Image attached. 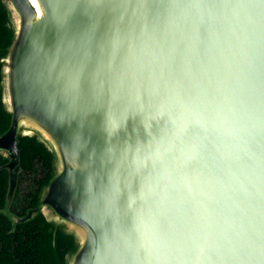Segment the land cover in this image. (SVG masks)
I'll use <instances>...</instances> for the list:
<instances>
[{"label":"water","instance_id":"obj_1","mask_svg":"<svg viewBox=\"0 0 264 264\" xmlns=\"http://www.w3.org/2000/svg\"><path fill=\"white\" fill-rule=\"evenodd\" d=\"M0 4L11 233L43 217L56 264H264V0ZM23 137L52 172L18 216Z\"/></svg>","mask_w":264,"mask_h":264},{"label":"trees","instance_id":"obj_2","mask_svg":"<svg viewBox=\"0 0 264 264\" xmlns=\"http://www.w3.org/2000/svg\"><path fill=\"white\" fill-rule=\"evenodd\" d=\"M6 13L0 4V46L8 37L5 28ZM7 116L4 112L0 98V134L6 130ZM22 153V167L24 172L31 174L34 166L39 165L44 176L39 181V188L42 190L46 182L51 177L52 156L48 150L36 139L23 137L20 143ZM6 161L0 158V167ZM8 188V174L6 171L0 172V208L6 201L7 192L2 188ZM35 196V203L38 202ZM33 206V207H34ZM48 225L43 217H38L27 224L19 225L14 233H11L10 221L0 215V231H2V244L0 243V264H56V254L50 249V244L46 238ZM74 245L73 239L60 235L57 240V254L64 261L67 252Z\"/></svg>","mask_w":264,"mask_h":264},{"label":"flooded vegetation","instance_id":"obj_3","mask_svg":"<svg viewBox=\"0 0 264 264\" xmlns=\"http://www.w3.org/2000/svg\"><path fill=\"white\" fill-rule=\"evenodd\" d=\"M5 164L6 163H2L1 167L3 168ZM4 171L5 170L2 169V172ZM43 177L42 169H40L39 165L34 166V170L31 172V174H27L25 172L22 174L20 179L21 193L14 199V206L12 207L13 213L17 214L18 216H24L29 209L33 208L35 196L38 197V193L41 190L38 183ZM3 190L4 192H7V187L5 189V185L4 189L2 188V191ZM5 203L6 201L4 200V204L0 210L5 207ZM0 243L2 244V231H0Z\"/></svg>","mask_w":264,"mask_h":264}]
</instances>
